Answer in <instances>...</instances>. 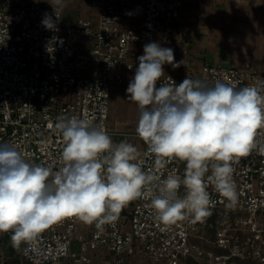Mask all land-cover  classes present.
Listing matches in <instances>:
<instances>
[{
	"label": "built area",
	"instance_id": "2783aa9c",
	"mask_svg": "<svg viewBox=\"0 0 264 264\" xmlns=\"http://www.w3.org/2000/svg\"><path fill=\"white\" fill-rule=\"evenodd\" d=\"M96 1L100 3L96 24L80 20L62 31L60 11L58 31H51L42 19L46 13L56 19L52 6L0 0V144L16 145L33 164L54 170L59 166L64 142L48 127L58 118L87 115L111 135L112 89L125 84V73H135L138 66L131 60L133 44L143 48L158 42L172 48L175 57L187 50L178 26L187 0ZM53 37L58 40L49 53L46 46ZM170 68L179 73L178 68ZM168 77L180 83L175 74L165 75L160 83H170ZM189 78L208 86L219 81L237 89L264 88V70L253 66L206 61ZM133 139H140L136 132L121 133L120 142ZM258 139L264 140V135ZM141 142L143 171L160 180L170 172L183 177L184 162L171 160L157 166L154 154ZM233 168L236 205L229 207L209 183L214 206L199 221L189 217L165 226L158 222L150 201L140 198L128 203L112 224L98 229L67 217L22 243L18 251L29 264H264V156L253 151L234 162ZM178 195H185L183 186ZM11 235L0 233V237Z\"/></svg>",
	"mask_w": 264,
	"mask_h": 264
},
{
	"label": "clouds",
	"instance_id": "9594fccd",
	"mask_svg": "<svg viewBox=\"0 0 264 264\" xmlns=\"http://www.w3.org/2000/svg\"><path fill=\"white\" fill-rule=\"evenodd\" d=\"M51 5L56 19L46 13L42 25L58 31L65 0H52ZM57 40L49 41V53ZM137 59L126 89L139 113L136 134L157 166L184 162L183 177L170 172L160 180L143 171L137 148L126 141L115 143L87 115L58 118L48 125L64 142L56 170L31 163L14 144H0V233H12L13 247L67 217L102 228L140 198L150 201L165 226L189 217L199 221L214 206L209 183L229 207L236 205L233 163L253 151L264 156V140L258 139L264 135V88L237 89L219 81L208 86L187 76L179 84L171 77L170 83H160L164 66L177 69L183 60L175 61L172 48L154 41L144 45ZM181 186L183 197L178 195Z\"/></svg>",
	"mask_w": 264,
	"mask_h": 264
},
{
	"label": "crops",
	"instance_id": "0c3cea01",
	"mask_svg": "<svg viewBox=\"0 0 264 264\" xmlns=\"http://www.w3.org/2000/svg\"><path fill=\"white\" fill-rule=\"evenodd\" d=\"M22 1L26 5L43 3L52 6V0ZM65 4L66 7L61 11L62 31L75 26L80 20H91L96 24L100 13L98 1L65 0ZM178 26L185 34L188 47L184 54L175 57L177 62L183 60V65L178 68L179 73H175L166 64L165 75L175 74L182 82L206 61L233 67L253 66L264 70V2L187 0L186 14ZM141 55L143 48L133 44L131 60L138 61ZM134 74L133 71L126 72V83L112 89L109 127L118 134L136 131L138 109L126 94ZM9 239L2 242L0 239V264H26L18 248L13 247ZM73 247L79 249L76 244Z\"/></svg>",
	"mask_w": 264,
	"mask_h": 264
},
{
	"label": "rangeland",
	"instance_id": "374dc122",
	"mask_svg": "<svg viewBox=\"0 0 264 264\" xmlns=\"http://www.w3.org/2000/svg\"><path fill=\"white\" fill-rule=\"evenodd\" d=\"M134 132H136V131H134ZM110 137L112 138V140H113L115 143H119V142H120V139H121V134H118V133H116V132H111ZM135 140H136V139L130 140V142H128V143L133 144V145L137 148L138 153L140 154V151H141V149H142V142H141L140 139H138L137 141H135ZM0 239H1V242H2V241H9V240H10V239L7 238V237H0ZM26 264H27V262H26ZM28 264H29V263H28Z\"/></svg>",
	"mask_w": 264,
	"mask_h": 264
}]
</instances>
